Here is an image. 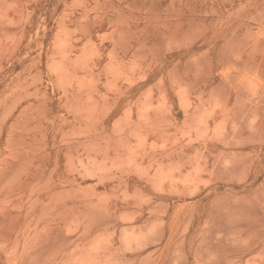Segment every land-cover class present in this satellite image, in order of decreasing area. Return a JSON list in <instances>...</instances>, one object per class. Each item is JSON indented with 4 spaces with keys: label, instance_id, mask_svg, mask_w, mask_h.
<instances>
[{
    "label": "rangeland",
    "instance_id": "1",
    "mask_svg": "<svg viewBox=\"0 0 264 264\" xmlns=\"http://www.w3.org/2000/svg\"><path fill=\"white\" fill-rule=\"evenodd\" d=\"M0 264H264V0H0Z\"/></svg>",
    "mask_w": 264,
    "mask_h": 264
}]
</instances>
